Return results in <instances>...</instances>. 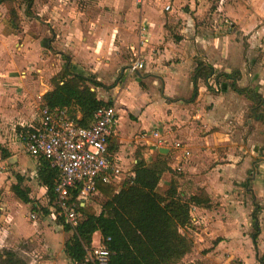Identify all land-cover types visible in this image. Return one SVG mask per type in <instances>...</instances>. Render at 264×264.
I'll use <instances>...</instances> for the list:
<instances>
[{"label": "crops", "instance_id": "0c3cea01", "mask_svg": "<svg viewBox=\"0 0 264 264\" xmlns=\"http://www.w3.org/2000/svg\"><path fill=\"white\" fill-rule=\"evenodd\" d=\"M50 1L60 5L58 0ZM59 1L64 9L61 13L55 12L54 17H47L49 30H45L44 36H32L26 47L21 49L26 51L27 46H31L35 50V56L30 54L29 59L37 58L32 67L43 76L41 82L36 80L32 83L38 96V110L43 107L42 96L53 89L51 80L66 68L72 73L92 77L95 84H90L91 90L96 92L98 99L110 102L118 116L116 133L110 140L108 151L120 174L111 184L98 180L102 186L110 185L113 194L118 193L124 183L132 179L135 165L141 159L147 167L162 168L161 192L168 188L172 179L176 180L178 192L184 199L204 190L211 206L191 207L190 224L179 231L192 241L193 246L177 264L202 261L203 257L198 256L197 250L215 240L213 231L218 227V211L214 203L217 202H220L222 221L225 222L222 240L211 245L205 256L216 259L220 249L224 248L222 259L216 262L227 264L234 260L236 251H239L237 248L242 245L241 239L245 237L244 231L252 228L254 232L251 215L257 204L260 207L259 234L256 243H253L251 234L250 242L256 252L254 264H261L259 259L264 255V214L260 212L264 204V174L254 178H250L249 174L254 169L259 174L264 170V159L259 157L255 160L257 154L264 153V122L253 113L252 101L234 91L231 85L234 82L239 88H251L262 97L264 104V66L260 62V54L264 51V29L255 25L245 31L247 26L242 15L234 17L228 11L225 16L231 17L232 22L240 26L235 31L236 36L233 37L232 28L226 27L231 24L224 18L228 21L223 23L227 32L220 33L222 26H216L214 36L204 39L194 31L192 22H195L194 17L207 10L209 0H167L156 10L158 21L149 20L151 17L144 22L141 20L142 25H146V33L141 31L139 41L134 32H118L117 24L110 19L83 18L69 9L66 0ZM223 2L218 1L213 16L219 17V13L224 12ZM137 3L145 4L143 0H137ZM167 5L169 10H165ZM175 6L185 11L180 13L181 16L165 18V13L179 11ZM143 14L136 12L135 18ZM178 21L180 24L176 29L171 27ZM25 56L21 54L20 57L25 59ZM135 56H140L143 66L131 72L129 67ZM198 61L212 66L215 74L206 81L199 78L197 94L193 96L192 75ZM0 67L1 102L8 94L14 95L15 91L12 83L9 87L3 86L4 78H9L12 71L5 75L8 69H2L3 64ZM223 73L231 75V78L223 76ZM39 87L41 91L38 95ZM38 110H27L29 114L33 113L30 121ZM23 111L26 112V109ZM13 112L9 111V114ZM75 116L79 119L81 114L76 110ZM253 121L262 128L256 138ZM17 124L16 135L23 130L22 123ZM233 137H238L237 144ZM176 142H181L182 146L176 148ZM0 145L9 153L6 158H2L0 153V248L7 246L11 236L22 239L42 233L44 237L47 233L49 241L46 243L49 248H57L59 256L40 264H75L64 251L69 234L63 230L60 219L56 220L59 225L55 222L54 198H50L47 186L39 177L41 159L33 158L27 152L15 151L14 143L5 147L0 140ZM161 149L167 153H160ZM185 151L189 152L187 156ZM14 188L23 192L29 202H22ZM247 194L253 199V209L243 225L241 219L244 220L245 214L239 204L247 200ZM94 195L100 202L103 201L97 205L94 203L97 206L95 214H99L107 196L99 188ZM256 198L263 200L262 204H258ZM91 202L87 199L81 202L80 207L88 211L87 205ZM38 213L55 222L57 230L42 227L47 221L46 218L42 222L36 220ZM23 221L21 228L14 229V224L22 225ZM199 224L203 228H197ZM100 242L101 235L96 232L91 246ZM261 251L262 256L259 254Z\"/></svg>", "mask_w": 264, "mask_h": 264}, {"label": "trees", "instance_id": "16d2710c", "mask_svg": "<svg viewBox=\"0 0 264 264\" xmlns=\"http://www.w3.org/2000/svg\"><path fill=\"white\" fill-rule=\"evenodd\" d=\"M15 0H0V5L8 7V22L15 29L20 27V17L12 6ZM25 3L26 14H30L34 0H20ZM19 3L21 6L22 4ZM212 66L198 61L193 72L192 80L194 94H197V80H207L214 75ZM231 78V75L223 73ZM92 77L72 73L68 68L57 74L52 80L53 89L42 96V106L50 111L67 109L77 123L88 126L96 109L100 106H111L110 102L98 99L96 92L91 90ZM97 86H102L96 83ZM232 89L238 94L245 95L252 103L253 113L258 120L264 122L262 97L251 88H239L233 82ZM76 110L81 114L77 119ZM2 158L8 157V152L0 145ZM162 168L147 167L143 160H138L134 168V176L126 181L121 190L113 194L110 185L102 186L98 181L97 188L107 196L99 214L87 211L78 206L83 214L75 227L60 219L63 230L68 236L64 251L72 263L83 264L86 248L92 244V237L96 232L101 235V243H105L111 255L107 264H177L187 254L193 243L180 229L190 224V209L192 206L209 208L211 200L204 190L183 199L178 192L176 180L172 179L165 191L159 190ZM39 177L48 194L53 200L54 186L58 179V172L41 158ZM248 181L245 183L247 184ZM21 201L29 202L27 196L14 188ZM260 207L255 204L252 212L254 232L251 235L256 243L259 234L258 214ZM109 238V241H106ZM264 264V255L259 259ZM0 264H27L11 250L0 251ZM88 264V263H86ZM198 264V263H197Z\"/></svg>", "mask_w": 264, "mask_h": 264}, {"label": "rangeland", "instance_id": "374dc122", "mask_svg": "<svg viewBox=\"0 0 264 264\" xmlns=\"http://www.w3.org/2000/svg\"><path fill=\"white\" fill-rule=\"evenodd\" d=\"M143 1L145 4L142 3V5L138 4L137 0H66L69 9L73 10L75 13L82 15L83 18L85 17L91 20L98 21H102V19H110L113 24H117L116 30L118 32L124 33V30H127V32H134L136 34L135 36L138 37L139 41L143 33H141V31L145 32L144 29L146 27V25H142V22L146 21L147 17H151V19L149 20L155 19V21H158L156 10L160 9L159 5H163V3H166L167 0ZM218 1L220 0H209L210 4L207 10L205 11L204 9V13L201 14L199 17H194L195 22H192L194 31L197 34L200 33L204 39H210L214 36V33L217 32V30H215L216 26H222V29L219 30L220 33L227 32V28L225 29L224 26V18H226L231 24L226 27L232 28L233 37L236 36L235 31L239 29L240 26H236L232 22L233 20L231 17L225 16L229 12L234 17H239L242 15V17L244 18L243 23L245 24V26H247V29L245 31H248L255 25L258 29H264V0H224L222 8H225V10L224 12L219 13V17L216 15L213 16V10H215ZM58 2L60 5L63 4L59 0ZM19 3H21L20 0H15L11 4L19 13L21 22L20 27H22L21 32L19 31L20 27L18 28V30H15L9 24L7 5L2 4V6H0V65H4L2 69H8L5 72V75H7V72H9L10 70L12 71L11 73H9V78L7 76L4 78L5 81L3 83V86L9 87L12 83V86L14 87L15 91L14 95L8 94L7 98L5 96L3 98L4 100L0 102V140L2 141L3 146L6 147L10 143H14L15 151L19 153H26L23 142L19 138V134L16 135L15 132L17 131V123L21 122L27 124L30 122L33 113L29 114V111L27 112V110L30 109L31 112L38 110V96L34 93L32 83L36 80L37 82H41L43 76L42 73H36L35 67H32L35 66V63H37V58L35 57L33 60L29 59L30 54L34 53L35 56V50L31 46H27L28 49L26 48V51H21V49L26 47L32 36H44L45 30H49L50 25L48 24L47 17L56 16L55 12L61 13V10L64 8H62L63 6L58 5V3H53V1L50 0H34L33 6L30 9V14L27 15L25 3H21L22 6ZM147 6V10H145ZM143 7H145V9H143ZM175 9H179V11H174L171 14L165 13V18H174L175 16H181L180 13L185 11L184 8L180 9L177 6H175ZM136 12H138V14H144L139 15L138 18H135ZM142 16H144V18H141ZM179 24L180 22L178 21V24H171L173 25L171 27H175L176 29ZM185 25L186 24H183V26ZM21 54L23 56L26 55L25 59L24 57H20ZM36 55H38V53ZM260 58V62L262 66H264V51L260 54ZM22 72H24V74H22ZM40 88L41 87H39L37 90L38 95L39 90L41 91ZM1 90L2 89L0 88V91ZM24 109H26V112L23 111ZM262 109L264 111V108ZM12 110L14 112L10 115L9 111ZM253 125V135L256 138L257 134L262 130V128L261 125L254 121ZM233 141L237 144L238 137H233ZM244 142H247V140H244ZM21 149H23V151L20 152ZM219 153L222 152H218V154ZM259 157L264 159V153L257 154L255 160H257ZM257 172L258 170H252L249 174V177H262L264 174V170H262L260 174ZM250 187L252 186L250 185ZM247 195V200L242 201L243 204H239L241 211L245 214L243 216L244 220L241 219L243 225L247 221V216L251 213L253 209V199L251 195ZM89 201L92 202L89 204V206L87 205V209L88 211L95 213L97 206H95L94 203H96V205L99 204L100 199L97 196L93 195L91 196ZM255 201L258 204H262L263 202V200H260L258 198H256ZM45 202L46 199L43 203L45 204ZM102 202L103 201H101L100 203ZM219 203L220 202H217V204L214 203L216 210L218 211L216 214L218 227H216L213 231V236L215 240H212L213 243H210L209 245L205 244V247L197 250L198 256L203 257V259L202 261L198 260L196 264H218L216 260L218 261V259H222L223 257L222 249L224 248L220 249V254L218 253L219 257H217L216 259L208 255L205 256L211 250V245L218 244L219 242H221L220 240H222V230L225 222L222 221L223 210H221ZM261 211L262 212H260V214H264V204L261 206ZM30 213L31 215H33L32 211ZM34 215H36V213ZM45 218L46 217L41 216V213H38L36 220H40V222H42V220H45ZM262 219H264V216L262 217ZM46 221L47 222L45 223V225H41L42 227L48 229L56 228L57 230V225L55 224L56 221H50L48 217L46 218ZM27 222L29 223V221ZM23 224L24 221L22 222V225H20V223L17 225L14 224L13 227L14 229L21 228ZM197 228H203V225L199 224ZM252 233V228L250 230L246 229V231H244L243 236L245 237L241 239L242 245L237 248V250L239 251H236L237 254L234 256V260L227 264H243L244 262L254 264L256 252L253 249L252 242H250V235ZM46 234L47 233L44 234V237L42 233L36 236L32 235L28 238L22 239H15L16 237L11 236L10 240H8L7 246L0 248V251L11 250L20 258H22L27 264H40V262H43L45 260H53L55 257L57 258V256H59V252L57 248H49V245L46 243L47 241H49V238L46 236ZM248 234L249 237H246ZM208 246L210 248H208ZM263 253L262 251L259 252L261 256Z\"/></svg>", "mask_w": 264, "mask_h": 264}, {"label": "built area", "instance_id": "2783aa9c", "mask_svg": "<svg viewBox=\"0 0 264 264\" xmlns=\"http://www.w3.org/2000/svg\"><path fill=\"white\" fill-rule=\"evenodd\" d=\"M169 9L167 5L165 10ZM224 22L228 23L227 20ZM142 66L143 60L135 56L129 68L134 72ZM76 121L67 109L50 111L42 107L33 120L21 124L23 130L19 132L26 152L33 158L45 159L58 172L53 191L54 219H63L72 227L83 220L78 206L96 193L97 181L111 184L120 174L108 151L118 123L115 108L98 107L88 126H81ZM181 146V142L175 143L176 148ZM184 154L187 156L189 152ZM85 251L83 264H107L111 255L106 244L101 242Z\"/></svg>", "mask_w": 264, "mask_h": 264}, {"label": "water", "instance_id": "95a60500", "mask_svg": "<svg viewBox=\"0 0 264 264\" xmlns=\"http://www.w3.org/2000/svg\"><path fill=\"white\" fill-rule=\"evenodd\" d=\"M159 152H160V153H167V151L164 150V149L159 150Z\"/></svg>", "mask_w": 264, "mask_h": 264}]
</instances>
